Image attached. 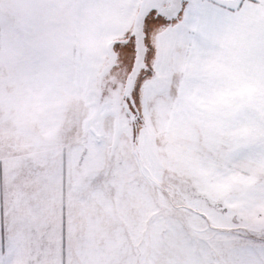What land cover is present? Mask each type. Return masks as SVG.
Wrapping results in <instances>:
<instances>
[{
	"label": "snow or ice",
	"instance_id": "1",
	"mask_svg": "<svg viewBox=\"0 0 264 264\" xmlns=\"http://www.w3.org/2000/svg\"><path fill=\"white\" fill-rule=\"evenodd\" d=\"M0 264H264V0H0Z\"/></svg>",
	"mask_w": 264,
	"mask_h": 264
}]
</instances>
